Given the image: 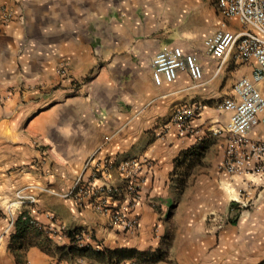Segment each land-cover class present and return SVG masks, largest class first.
<instances>
[{
	"label": "crops",
	"instance_id": "obj_1",
	"mask_svg": "<svg viewBox=\"0 0 264 264\" xmlns=\"http://www.w3.org/2000/svg\"><path fill=\"white\" fill-rule=\"evenodd\" d=\"M4 5L14 19L0 27V264H109L104 257L59 259L42 248L70 246L65 232L74 229L95 249L152 256L161 250L163 211L177 190L176 160L188 150H204L219 165L214 179L223 193L217 197L231 215L234 199L251 202L250 208L229 224L213 220L215 250L193 248L199 232L195 221H187L189 229L179 238L189 245L170 251L173 263L120 264L264 261V175L228 173L225 152L233 139L211 131L228 124L230 114L220 104L254 68L235 53L223 62L207 53L205 40L221 22L242 28L221 16L217 0H0ZM178 52L199 59L203 79L193 80L186 69L157 78L160 60ZM194 103L200 113L193 132L181 133L171 122L173 112ZM250 139L264 141V126ZM106 159L152 164L138 174L141 201L135 211L141 224L135 231L118 230L109 213L65 197L78 178L90 174L89 162L92 167ZM112 182H120L118 171ZM22 212L54 232L48 242L29 230L25 238L41 245H18L13 222ZM206 238L213 244L212 236Z\"/></svg>",
	"mask_w": 264,
	"mask_h": 264
},
{
	"label": "built area",
	"instance_id": "obj_2",
	"mask_svg": "<svg viewBox=\"0 0 264 264\" xmlns=\"http://www.w3.org/2000/svg\"><path fill=\"white\" fill-rule=\"evenodd\" d=\"M217 8L225 20H236L242 28L231 30L225 21L221 22L205 40L207 53L221 62L235 53L242 62H254V68L250 77H242L235 83L232 96L220 104V108L230 114L228 124L211 131L214 135L227 133L233 139L225 152L224 169L228 173L247 172L263 176L264 141H252L250 133L264 126V0H217ZM11 18L10 11L0 8V27L8 24ZM180 69H186L193 80L203 79V67L198 58L180 52L165 55L160 60L157 78H160V73L174 78ZM199 113V104L183 105L173 112L171 122L179 127L181 133L189 134L193 132L192 122ZM86 167L91 168L90 174L78 178L65 197L75 199L80 206L86 203L100 212L109 213L110 224L118 230H137L141 224L135 211L141 201L138 174L143 167L150 170L151 162L106 159L92 167L89 162ZM114 171L120 173L119 183L112 182ZM239 203L247 206L245 202ZM49 231L50 235L54 234ZM78 244L86 245L82 233ZM101 247L99 244L98 248Z\"/></svg>",
	"mask_w": 264,
	"mask_h": 264
},
{
	"label": "rangeland",
	"instance_id": "obj_3",
	"mask_svg": "<svg viewBox=\"0 0 264 264\" xmlns=\"http://www.w3.org/2000/svg\"><path fill=\"white\" fill-rule=\"evenodd\" d=\"M0 8H5L12 13L11 22L14 19V11L6 5ZM61 71L66 72V69L62 67ZM211 157L204 153L201 162L194 168L183 167L181 169L178 167V170L174 172L172 180L175 182L177 190L174 200H171L168 207L163 211L166 228L161 250L168 253V261H171L169 258L170 251L175 253V251L183 249L184 245H189V243L179 238L180 235L185 234L189 229L190 225L187 221H195L197 223L199 238L192 242L193 248L198 251L215 250L219 245V234L213 231V220H222L225 224H229L233 220L238 221L242 211L248 210L251 206V202H245L239 198L234 199L230 201V204L236 202L241 207L235 209L234 214L231 215L228 207L221 204L219 200L221 197L218 198L217 194L220 196L223 193V188L221 183H217V180L214 179V175L222 170L218 169L219 165L215 168ZM240 201L245 202L247 206L239 203ZM203 223L205 227H203ZM208 236H212L213 244L208 242L209 239L206 238ZM233 260L231 264H252L257 261L255 259L241 258H233ZM171 263H173V260Z\"/></svg>",
	"mask_w": 264,
	"mask_h": 264
},
{
	"label": "trees",
	"instance_id": "obj_4",
	"mask_svg": "<svg viewBox=\"0 0 264 264\" xmlns=\"http://www.w3.org/2000/svg\"><path fill=\"white\" fill-rule=\"evenodd\" d=\"M204 150H188L184 152L177 160L175 170H178V167L183 169V167H187L188 169H192L201 162L202 157L204 156ZM174 172L172 177H174ZM240 208V204L236 202L231 203V209ZM16 234L15 239L18 240V245H41L38 244L37 241L34 243L33 241H28L30 238H25L28 234L29 230H37V236L40 234L45 235L47 238V242L49 241L50 231L49 229H44L37 221H35L28 213L22 212L15 221ZM82 231L77 229L68 230L65 232V235L70 239L71 245L67 247H60L56 250L48 251L46 247L43 245L42 248L51 253L57 254L59 259H69L73 260L76 257H96V258H106L109 264H120L124 260L128 259H137L140 262H153L157 263L160 261H168V253L163 250H158L152 256L149 252H139L136 249H116L109 250L106 248L95 249L91 245L86 244L84 246H79V237ZM259 264H264L262 261Z\"/></svg>",
	"mask_w": 264,
	"mask_h": 264
}]
</instances>
